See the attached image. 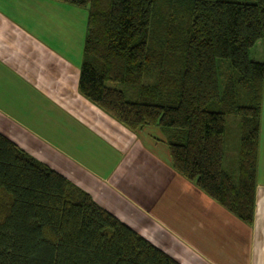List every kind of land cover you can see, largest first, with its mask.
<instances>
[{
  "label": "trees",
  "instance_id": "16d2710c",
  "mask_svg": "<svg viewBox=\"0 0 264 264\" xmlns=\"http://www.w3.org/2000/svg\"><path fill=\"white\" fill-rule=\"evenodd\" d=\"M56 1L88 10L79 92L131 131L159 127L173 169L251 225L264 60L250 48H264V0ZM229 114L236 174L223 168ZM0 264L181 263L0 133Z\"/></svg>",
  "mask_w": 264,
  "mask_h": 264
},
{
  "label": "crops",
  "instance_id": "0c3cea01",
  "mask_svg": "<svg viewBox=\"0 0 264 264\" xmlns=\"http://www.w3.org/2000/svg\"><path fill=\"white\" fill-rule=\"evenodd\" d=\"M55 6L0 0V133L181 264H264V87L248 225L173 169L159 127L131 131L79 92Z\"/></svg>",
  "mask_w": 264,
  "mask_h": 264
},
{
  "label": "rangeland",
  "instance_id": "374dc122",
  "mask_svg": "<svg viewBox=\"0 0 264 264\" xmlns=\"http://www.w3.org/2000/svg\"><path fill=\"white\" fill-rule=\"evenodd\" d=\"M54 5L56 8L50 10L48 8V13H53V15H59L62 17V22L57 24L59 28L62 29V32L73 30L71 33L66 32L67 39L71 40L73 45V54L76 55L79 51V55L83 54V44L86 33V21L88 16L87 8L78 7L66 3H62L56 0H48ZM76 47V48H75ZM250 57L256 61L264 60V48L261 40L255 42V44L250 48ZM223 69V76L221 80L224 82L225 73L227 69L228 62L226 60L220 61ZM120 86V85H119ZM127 87V86H126ZM128 89V87H127ZM127 97H130L129 91H127ZM149 129L153 133H155L156 126H148ZM161 130V129H160ZM162 131V130H161ZM162 139L165 140V134L162 131ZM156 134V133H155ZM161 135V134H160ZM241 137V127L239 126V117L235 114H229L226 117V136L224 141V156H223V168L231 173L236 174L238 171V152H239V144Z\"/></svg>",
  "mask_w": 264,
  "mask_h": 264
}]
</instances>
